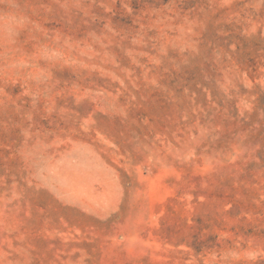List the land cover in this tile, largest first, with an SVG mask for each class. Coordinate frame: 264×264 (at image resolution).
<instances>
[{"label":"rangeland","instance_id":"374dc122","mask_svg":"<svg viewBox=\"0 0 264 264\" xmlns=\"http://www.w3.org/2000/svg\"><path fill=\"white\" fill-rule=\"evenodd\" d=\"M0 264H264V0H0Z\"/></svg>","mask_w":264,"mask_h":264}]
</instances>
